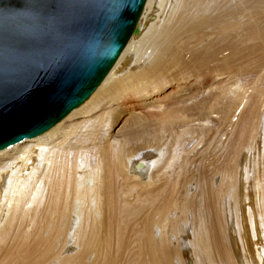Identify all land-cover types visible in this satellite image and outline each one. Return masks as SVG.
<instances>
[{
    "label": "bare ground",
    "instance_id": "obj_1",
    "mask_svg": "<svg viewBox=\"0 0 264 264\" xmlns=\"http://www.w3.org/2000/svg\"><path fill=\"white\" fill-rule=\"evenodd\" d=\"M221 66L250 78L251 92L248 102L242 82L213 92L218 103L240 99L234 122L223 110L231 130L220 148L209 135L188 158L185 135L209 134L200 124L155 123L142 137L151 147L134 153L104 140L113 104L133 123L154 118L162 110L150 96L172 69L191 89ZM0 264H264V0H147L140 32L89 97L0 148Z\"/></svg>",
    "mask_w": 264,
    "mask_h": 264
},
{
    "label": "water",
    "instance_id": "obj_2",
    "mask_svg": "<svg viewBox=\"0 0 264 264\" xmlns=\"http://www.w3.org/2000/svg\"><path fill=\"white\" fill-rule=\"evenodd\" d=\"M147 0H0V148L82 103L140 32Z\"/></svg>",
    "mask_w": 264,
    "mask_h": 264
},
{
    "label": "rangeland",
    "instance_id": "obj_3",
    "mask_svg": "<svg viewBox=\"0 0 264 264\" xmlns=\"http://www.w3.org/2000/svg\"><path fill=\"white\" fill-rule=\"evenodd\" d=\"M149 14H150V15H148L149 17L152 16L154 18V16H153L154 13L152 11H150ZM149 17H146V18H149ZM186 56L189 57V54H185V56L183 54V57L187 58ZM236 66H238V65H236ZM236 66H235V68H236ZM250 66H252V65H250ZM249 67H247V69ZM222 70L223 69H222V66H221V69L215 70V72L213 71L214 72V73H212L213 77L209 80V82L207 84H204L203 86L201 84H197L195 87H192L191 89L190 88L182 89V85L181 84H183V83L182 82L180 83V81H182V80H180V79H176L175 80L172 77V75L177 72V70L175 71L174 69H172L169 72V76L172 78V80L174 79L176 82L172 81V80H170V78L166 77V79H168V80L165 79L164 85L160 88V91H156V93H153L150 96V98H151L150 101L152 99H157L158 104H159V106H160V108L162 110V111H160V115L163 114V116L162 117L160 115L155 116V117H159L157 119L155 117H154L155 118L154 119L152 117V115H151V117L148 118L147 120L143 119L142 122H138V121L135 122L134 121V123H133L134 114L132 116L131 114H129L130 113L129 111H126L123 108H120L119 106H117L116 104H113L112 107L109 108V109H114V110L109 115V117H114V118L116 117V121L114 122V124L109 129L107 135L104 137V140L109 138V143H113V141H116V140H124V142H126V145H125L126 150H128L130 153H134V152L144 148L143 145L145 144V142H143L144 140L142 139V137L143 136H145V137L147 136L148 131L152 127L155 126L154 125L155 123H156L157 126L158 125L159 126L162 125V126H164L166 128L170 124L171 127L170 126L169 127L172 128V130L176 131V132L182 131V129L186 125L189 126V124L190 125L193 124V125H196V127H198L197 124H200L202 129H205V130L210 129L209 134L207 135V137L203 138V142H202V140H201V142H199L197 137L195 136V134H194V136L196 138L192 136L193 133H187V135H185V137L187 136V138L186 139L184 138L182 144H184V143L187 144L190 141L188 143V145H186L185 147L186 148L190 147L191 150H189V148L188 149H186V148L184 149V145L185 144L181 145L182 148L180 147V149H184V150H187V151L190 152L188 154V158H190V160L193 157L196 158L198 156V154L201 153V150L204 148V146L202 144H205V143L208 142V138H209L208 136L209 135L212 136L213 140L215 139L214 140L215 144L217 143L216 138H217V140L219 142H222L219 145V148H220L221 145L225 144V142L227 141V139L229 137V132L231 130L230 129L231 128V126H230L231 122L230 123L226 122L225 124H220L221 123V117L223 115V110L228 112L227 114L229 116V120H230L231 115L235 114L231 118L232 119L231 121L234 122L235 118H237V116H238L237 115L238 114V110L236 111V106L239 105L240 99L237 98V99L234 100V97L229 96V97L223 99L222 103L221 102L218 103L216 101H213V99H212V98H214V97H212L213 92L214 91L217 92L218 89H224V88H228V87H233L235 85H238V82H242L243 85L245 84V87L247 88V89L245 88L246 92H248V93L245 92V96L247 97V102L250 99V92H251V87H249L250 86V82H248V80L250 78L247 80V79H245V77H244V75L242 73H239L241 75L237 74V77L234 76L235 78H233V79L231 78V76H229L230 77V79H229V77H228V75H230L229 72L227 73L226 70L224 69V73L226 72L224 74ZM220 71H222V73H220L221 75L219 74ZM215 73L219 74V75H215ZM240 76H241V78H240ZM235 79H236V82H235ZM243 79H245L246 81H244ZM173 84H175V86ZM173 86H174V88H173ZM218 87H220V88H218ZM193 88L194 89L196 88V90H194ZM192 89H193V91H192ZM181 90H183L184 93ZM194 91L195 92L197 91V93H195ZM189 93H193L195 95H192V94H189ZM246 94H248V95H246ZM200 95H202V96H200ZM183 96H184V98H182ZM158 98L161 99V100H159ZM245 99L246 98L243 99V102L245 101ZM147 101H149V100H146L145 103H148ZM162 101H163V103H162ZM243 102L239 106V109L242 107V105L243 106L246 105ZM154 105L156 107L158 106L157 104H154ZM201 106H204V107H201ZM171 107H173V108H171ZM168 108H169L170 111L168 110ZM200 108L204 109V110H207L208 112H210V111L211 112L208 113L206 111L199 110ZM210 108H211V110H210ZM199 111H202V112H199ZM203 112L208 113L207 114L208 116L206 114H203ZM199 114H200V116H201V114L203 116L200 117ZM79 119L81 120V118H76L75 121H77V120L79 121ZM163 119H165V120L163 121V124H162L161 121ZM157 121H159V123ZM197 122H199V123H197ZM67 123L68 122H66V124ZM150 126H152V127H150ZM175 126H176V128H175ZM200 126H199V128H200ZM210 132L214 133L213 134L214 136L212 135V133L210 134ZM189 134H190V137H191L192 140H190V137H188ZM215 135H216V137H215ZM188 138H189V140H188ZM167 140H170V139L168 137H166V139L164 140L167 143V146L165 145L166 144L165 142H163L162 146H164L163 147L164 149H166L168 147V150H169L171 147H173V143H171V142H173V140L172 141L171 140L167 141ZM196 141H198L197 143L198 144L200 143V144L199 145L195 144ZM151 144H152L151 142H148L145 145H147V146L149 145L150 146ZM193 144L195 146H193ZM170 145H171V147H169ZM219 148H216V150L219 149ZM192 153H194V156H193ZM201 154H203V153H201ZM189 155H190V157H189ZM191 156H193V157L191 158ZM195 158H193V159H195ZM196 160H197V158L194 161H196ZM194 161H193V164L191 165V169L195 166V162ZM217 177H218L217 180H219V176H217ZM145 180L146 179L144 178L143 181H145ZM193 188L194 187H191L190 191H193ZM73 251H74L73 247H70V249L67 250V252H73Z\"/></svg>",
    "mask_w": 264,
    "mask_h": 264
}]
</instances>
